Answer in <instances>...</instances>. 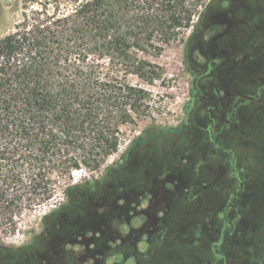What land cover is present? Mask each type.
<instances>
[{"label": "trees", "instance_id": "obj_1", "mask_svg": "<svg viewBox=\"0 0 264 264\" xmlns=\"http://www.w3.org/2000/svg\"><path fill=\"white\" fill-rule=\"evenodd\" d=\"M202 7V0H77L71 13L32 9L0 38L2 223L50 201L58 178L99 170L119 151L122 127L150 108L151 94L130 78L162 79L150 58L185 40Z\"/></svg>", "mask_w": 264, "mask_h": 264}, {"label": "rangeland", "instance_id": "obj_2", "mask_svg": "<svg viewBox=\"0 0 264 264\" xmlns=\"http://www.w3.org/2000/svg\"><path fill=\"white\" fill-rule=\"evenodd\" d=\"M76 1L0 0V38L13 32L24 14L32 9L40 11L48 5L50 12L57 9L71 13ZM202 3L196 29L187 32L182 42L166 47L159 58H150L162 69V79L148 85L136 77L130 78L133 84L151 94L148 116L136 125L122 127L119 151L99 170L83 169L82 173L74 175V171L71 176L58 178L50 201L16 216L11 224L0 221V264H123L129 261H132L130 264H264V108L256 104H249V109L253 110L254 118L257 114L260 118L254 122L255 129L243 148L245 152L237 149L238 160L244 161L248 174L245 193L237 199L236 212L232 214L239 227L229 226L228 236H215L218 225L212 220L201 221L205 232L202 234L199 229L196 236L183 233L177 238L140 237L134 230L147 219L132 220L136 211L141 212L133 191L114 207L104 205L102 200L107 183L115 182L122 189L135 180L139 172L134 162L143 156L135 152L141 148L138 140H146L150 151L164 150L169 143L181 141L179 127L188 117L191 95L197 93L195 73L206 70L207 62L200 51L202 40L194 35L202 34L219 10L232 8L227 0H202ZM254 79L250 92L256 97L264 77ZM258 100L264 102V93ZM230 194L224 191L222 198ZM211 198L205 202L204 213L216 219L224 200L219 203L215 196ZM149 200L147 196L142 211L151 212ZM93 202L99 205L95 212L90 210ZM147 225H151L150 221ZM116 249L119 254L115 253ZM140 253H148V257Z\"/></svg>", "mask_w": 264, "mask_h": 264}, {"label": "flooded vegetation", "instance_id": "obj_3", "mask_svg": "<svg viewBox=\"0 0 264 264\" xmlns=\"http://www.w3.org/2000/svg\"><path fill=\"white\" fill-rule=\"evenodd\" d=\"M227 2L233 9L219 10L199 36L194 31L195 38L202 40L200 51L207 62L206 70L195 73L197 93L191 95L188 117L180 124L181 141L169 143L164 150L150 151L146 140H138L141 148L135 152L143 156L137 159L134 155L139 172L135 180L122 189L115 182L107 183L104 205L114 207L132 191V196L138 198L141 212L136 211L132 220L144 217L151 223L148 226L146 221L134 230L140 237L196 236L199 229L205 232L201 221L216 220L218 237L228 236L229 226L239 227L232 214L237 199L245 193L248 171L244 161L238 160L237 149L245 148L255 129L254 122L260 118L259 114L254 118L249 104L264 108V102L258 100L264 93V83L258 87L256 97L250 92L254 78L264 77V0ZM252 186L257 187L254 183ZM224 191L232 194L223 199ZM147 196L150 213L141 208ZM212 196L219 203L224 200L216 219L204 213L205 202ZM98 207L93 202L91 212ZM192 221L195 223L191 225Z\"/></svg>", "mask_w": 264, "mask_h": 264}, {"label": "built area", "instance_id": "obj_4", "mask_svg": "<svg viewBox=\"0 0 264 264\" xmlns=\"http://www.w3.org/2000/svg\"><path fill=\"white\" fill-rule=\"evenodd\" d=\"M78 172L82 173L83 172V169L82 170H78L74 173V175L78 174Z\"/></svg>", "mask_w": 264, "mask_h": 264}, {"label": "crops", "instance_id": "obj_5", "mask_svg": "<svg viewBox=\"0 0 264 264\" xmlns=\"http://www.w3.org/2000/svg\"><path fill=\"white\" fill-rule=\"evenodd\" d=\"M119 256V255H118ZM132 261H129V262H124L123 264H130Z\"/></svg>", "mask_w": 264, "mask_h": 264}]
</instances>
